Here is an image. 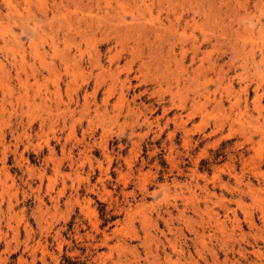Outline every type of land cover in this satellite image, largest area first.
<instances>
[{"label":"rangeland","instance_id":"rangeland-1","mask_svg":"<svg viewBox=\"0 0 264 264\" xmlns=\"http://www.w3.org/2000/svg\"><path fill=\"white\" fill-rule=\"evenodd\" d=\"M0 264H264V0H0Z\"/></svg>","mask_w":264,"mask_h":264}]
</instances>
